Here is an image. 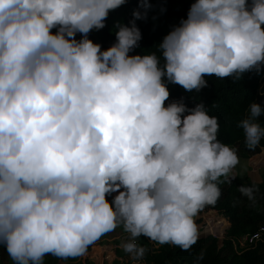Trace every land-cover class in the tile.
<instances>
[{
	"label": "clouds",
	"instance_id": "9594fccd",
	"mask_svg": "<svg viewBox=\"0 0 264 264\" xmlns=\"http://www.w3.org/2000/svg\"><path fill=\"white\" fill-rule=\"evenodd\" d=\"M126 2L0 0V246L13 264L83 256L121 225L133 261L141 236L187 251L199 212L236 178L217 118L203 103L165 106V79L199 92L206 77L264 71V0H195L159 44L163 64L129 55L139 11L107 50L88 38ZM262 115L253 102L239 123L249 149L264 138ZM254 191L240 187L250 200Z\"/></svg>",
	"mask_w": 264,
	"mask_h": 264
},
{
	"label": "trees",
	"instance_id": "16d2710c",
	"mask_svg": "<svg viewBox=\"0 0 264 264\" xmlns=\"http://www.w3.org/2000/svg\"><path fill=\"white\" fill-rule=\"evenodd\" d=\"M194 2L195 0H146L148 6L145 7L142 6L141 0H127L125 4L109 12L103 29H93L88 34V38L94 43L95 40H99L101 50H107L117 42L116 26L131 27V22L135 19L133 13L139 11L143 18L135 19V24L140 29L142 38L138 42L139 47L134 48L129 55L155 54L163 64L159 44L166 35L180 25L182 20L187 19L189 9ZM52 31L55 33L57 30ZM76 39H82V35L77 33ZM206 80L207 86L199 92L195 90L188 92L180 85L168 83L165 79L170 91L165 106L182 101L191 109L203 103L208 114L218 120L217 139L235 150L238 158L251 157L257 149H249L246 146L244 131L239 123L248 117L251 103L256 102L264 107V71L246 72L239 80L234 77L219 79L215 76L206 77ZM187 114L189 113H185ZM259 118L264 121V115ZM262 145L264 146V141ZM244 151H248L246 156ZM241 186L254 187V200L241 194ZM108 200L111 202L113 196ZM211 209L218 217L231 224L226 237L252 235L264 227V184L256 183L247 176L236 175L230 183H224L223 193L215 205H211ZM118 227L123 230L122 225ZM139 242L148 247L143 259L138 262L143 261L147 264H264L262 240L256 244L258 247L255 248L256 250L241 255L233 251L229 241L212 235L199 237L187 251L171 244L159 245L155 242L151 244L144 238H138ZM0 253L7 254L6 248L0 246Z\"/></svg>",
	"mask_w": 264,
	"mask_h": 264
},
{
	"label": "rangeland",
	"instance_id": "374dc122",
	"mask_svg": "<svg viewBox=\"0 0 264 264\" xmlns=\"http://www.w3.org/2000/svg\"><path fill=\"white\" fill-rule=\"evenodd\" d=\"M95 43L99 44V40H95ZM262 120V118H259V123H261V125L264 122ZM263 141L264 138L261 139L260 144L256 147L257 152L254 155H252L251 157L239 158V163L233 169L235 176H247L256 183L264 184V146L262 145ZM247 153L248 151H244L245 156ZM223 179L224 178L221 177V180ZM224 183L218 184L221 190V194L223 193ZM118 194V192L113 193L112 195L109 194L107 196V199L110 196H113L114 198V196ZM195 221L198 225L199 237H207L212 235L216 238L227 240L232 244L233 251L238 255H241L248 251L250 252V250L252 251L257 247L256 245L250 246L247 242L243 240V237L248 234H244L241 237H226V233L231 227V224L226 220L218 217L216 215V212L211 209V205H209V207L207 205L205 209L203 208L195 218ZM139 238H144L148 241V243H153V241H151L147 237L141 236ZM128 239L129 234L124 232L120 227H117L114 231L105 234L94 244L90 245L85 255L76 257L74 259L69 258L67 260H60L58 258L55 259L54 256L48 255L45 257L44 264H147L143 261H133L131 259L130 254L123 250L121 244L126 242ZM262 241H264V238H262ZM136 242H138V238ZM260 242L261 241H259L258 243ZM138 246L144 247L145 249H147L148 247L143 246L141 242L138 243ZM0 264H13L10 257L8 256V253H0Z\"/></svg>",
	"mask_w": 264,
	"mask_h": 264
},
{
	"label": "built area",
	"instance_id": "2783aa9c",
	"mask_svg": "<svg viewBox=\"0 0 264 264\" xmlns=\"http://www.w3.org/2000/svg\"><path fill=\"white\" fill-rule=\"evenodd\" d=\"M264 235V227H262L258 232L252 235H246L243 237V240L247 242L250 246H255L259 241L262 240ZM138 245V242H136Z\"/></svg>",
	"mask_w": 264,
	"mask_h": 264
},
{
	"label": "bare ground",
	"instance_id": "6f19581e",
	"mask_svg": "<svg viewBox=\"0 0 264 264\" xmlns=\"http://www.w3.org/2000/svg\"><path fill=\"white\" fill-rule=\"evenodd\" d=\"M208 207H209V205H208ZM206 208V206L204 207V209Z\"/></svg>",
	"mask_w": 264,
	"mask_h": 264
}]
</instances>
